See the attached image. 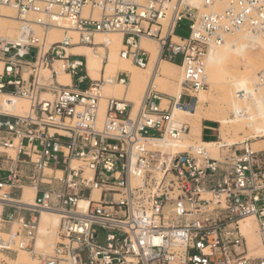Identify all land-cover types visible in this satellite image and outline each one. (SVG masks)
Listing matches in <instances>:
<instances>
[{
    "label": "built area",
    "instance_id": "obj_1",
    "mask_svg": "<svg viewBox=\"0 0 264 264\" xmlns=\"http://www.w3.org/2000/svg\"><path fill=\"white\" fill-rule=\"evenodd\" d=\"M202 6L200 12L182 0H0V12L11 8L22 21L15 39L0 37V96L28 102L23 115L0 112L1 255L23 252L36 264H264L241 228L254 218L264 251V148L216 142L217 158L198 144L173 149L190 132L173 111H192L207 88L209 49L241 33L264 38V0ZM29 14L42 17V33L63 20L81 45L119 33L118 56L139 69L150 59L140 41L153 40L160 61L180 67L179 96L150 88L134 115L131 103L107 97L100 117L102 87L127 88L128 73L91 80L83 57L67 53L70 39L46 45L25 24ZM184 20L188 36L180 37ZM60 74L68 85L58 82ZM263 85L258 72L256 91ZM259 97L264 102V92ZM27 188L31 203L23 202ZM43 212L59 217L50 252L37 247Z\"/></svg>",
    "mask_w": 264,
    "mask_h": 264
},
{
    "label": "bare ground",
    "instance_id": "obj_2",
    "mask_svg": "<svg viewBox=\"0 0 264 264\" xmlns=\"http://www.w3.org/2000/svg\"><path fill=\"white\" fill-rule=\"evenodd\" d=\"M180 1V0H179ZM184 3L198 9L200 12L205 9L202 6L203 0H182ZM224 7L222 4L218 9L221 10ZM42 17L35 14H29L24 17L25 24L34 30L42 39L46 42V45H51L55 43L62 42L66 39H70L72 44L71 47L67 48V53L75 56H82L86 59V71L88 76L93 81H98L102 79H110L114 77L118 71H125L129 74V85L125 88L126 96L140 97L143 93V98L147 91L151 88L157 92L177 98L181 92L180 80H181V70L176 64H171L168 62L160 61L159 59V46L153 40L141 39L140 47L146 50L150 54L149 63L146 69H139L134 67L128 60L122 59L118 56L119 49L121 48L122 35L119 33H113L108 35L96 34L94 39V46H86L78 43L77 34L72 31L71 27L68 26L63 20L59 23H50L49 27L44 29V39L42 37V28L38 24V20ZM22 21L16 17V13L11 8H3L0 12V37H7L11 40L15 39L18 30L20 28ZM166 29V22L164 21V31ZM175 39V36H174ZM254 50L255 54L258 53L259 56L264 57V38L255 36L250 33H241L232 37L225 39L221 46L211 47L208 51L206 58V84L210 85L208 90L201 91L197 98L199 102H205V98L208 97L212 88H214L216 83V78L225 77L226 74L232 70H238L240 65L243 64L245 72L247 73L245 78L252 84L255 88L257 72L256 60L257 56L252 57L251 51ZM105 60V61H104ZM256 61V62H255ZM261 62V61H260ZM59 62L56 63L58 65ZM259 69V68H258ZM180 71V75L176 78V71ZM260 70V69H259ZM43 74L48 76L47 71ZM179 74V72H178ZM215 76V77H213ZM264 76V73H263ZM58 82L63 85H68L70 83L69 77L65 74H60L58 76ZM230 85H226L224 90H228L229 94V104L228 109L231 111L233 118L222 117L215 120V122H220L222 125L228 127H235L236 130L252 133L251 139L253 140L249 143V147L252 150H259L264 148V131H259L264 123V102L261 99L260 107L255 110H248L237 103L234 99V92ZM124 88L121 85H104L102 87V99L99 104L100 117L103 116L105 112L106 98L113 97L118 100H124L129 102L133 106V115L139 110L140 103L136 105L134 102L128 101L125 98H119L121 90ZM258 95L264 92L263 88H258ZM109 95V96H108ZM7 99L0 96V112L11 114L12 116L23 115L28 111V102L22 99H12L9 103ZM103 104V106H102ZM166 101L163 100L162 105L164 106ZM201 107H197L192 111H181L177 108L173 111V119L177 121H184L190 127V132L188 135H192L195 138L200 136V115ZM217 143L220 147L227 145H241L247 140L245 137L239 138L237 141L234 140L232 143H227L220 140L217 136ZM210 146H203L209 150L210 155L213 158L219 156L218 144L215 141H209ZM201 146V145H200ZM190 144L181 142L174 146L176 151H184ZM32 193L27 188L24 190L23 202L31 203ZM59 222V217L54 213L43 212L40 218L41 233L46 238L47 244L51 243V238L54 237V232L48 231V228L53 229L57 227ZM242 231L245 235L247 245L249 249L255 251H261V246L259 239L256 234V224L254 218H246L241 223ZM40 233V230H39ZM46 244V243H45ZM42 240H39L37 246L43 248ZM8 264H23L20 259L11 260L5 257ZM3 260V259H2ZM1 261V259H0ZM32 261V260H31Z\"/></svg>",
    "mask_w": 264,
    "mask_h": 264
},
{
    "label": "rangeland",
    "instance_id": "obj_3",
    "mask_svg": "<svg viewBox=\"0 0 264 264\" xmlns=\"http://www.w3.org/2000/svg\"><path fill=\"white\" fill-rule=\"evenodd\" d=\"M188 24H189L188 21H185V20L180 22V24L176 30V35H178L180 37H187L188 36ZM44 36H45V34L43 32L42 33L43 39H44ZM3 37H5V36H3ZM174 40H176V39H174ZM249 51H251V54L253 53L252 57L256 58L258 53L255 54L254 52H256V51H254V50H249ZM257 58L258 59H255L257 62L256 61L255 62L257 65L256 70H258V71L257 72L255 71V76L257 75L258 72L264 73V57L263 56H259V57L257 56ZM83 59H84V61H86L85 57H83ZM177 62H180V57L177 58ZM178 72H179V74H178ZM246 74L247 73L245 72V68H244L243 64H241L237 71L232 70L231 72L226 74L225 77L216 78L215 76H213V77H215L214 79H216L217 85L211 89L208 97L205 98V102H203V103L199 102V100L197 98V104H196L195 108L201 107V111H200V115H199L200 131H201L202 121L206 120V121L216 123V132L217 133H212L210 131H206L205 136H204L205 141H202L200 136H199V138H195L192 135H187V137L184 138L183 142L188 143L191 146L196 145V144L201 145V146H210L209 144H211V143L206 142V141L217 142L218 141L217 136L220 137V140L227 142V143H232V141H234V140L237 141L242 136L245 137V139L248 141V143H251L253 141L251 139L252 133L242 132V131L236 130L235 127H228V126L222 125L220 122H215V120L220 119L222 117L233 118L231 111L228 109L229 94H228L227 89L224 90L226 85H230L229 88H231L234 92L235 101L237 103H240L244 107V109L247 108L248 110H255V109L260 107L261 99L258 95V92L254 88V86L252 84H250L247 81V79L245 78ZM179 75H180V71L177 70L176 71V78ZM86 85L87 84L79 85V88L84 89V88H86ZM208 87H210V85H207V88L205 89L206 91L208 90ZM126 91L127 90L125 88H122L121 94L119 95V98H125L126 100L134 102L136 105H138L140 103L141 99L143 98L144 93L140 97H135V96L132 97V96H126ZM240 93H242V95H247V96H242ZM102 106H103V104H102ZM261 128L262 129H260L259 131L260 132L264 131V123L261 126ZM263 136H264V133H263ZM241 147L242 146H237L238 149ZM254 222H255V220H254ZM255 224H256V222H255ZM50 230L52 232H56V228H54V231H53V229L48 228V231H50ZM256 234L258 237L257 226H256ZM39 236H40V238L38 239V241L42 240L43 244L46 243L45 245H43V250L50 252V250L54 244L55 238L54 237L51 238V243H52L51 245L47 244V242H50V241H47L46 238L42 235L41 225H40V235ZM258 239H259V237H258ZM38 241H37V243H38ZM103 241H104V232L100 231L99 243L102 244ZM38 248H40V247H38ZM254 252H255L254 255H261L264 253L262 248H261V251L258 252V251L254 250ZM86 256H87L86 251H83L81 253V258L83 261L86 260ZM0 259L1 260L3 259L5 261L1 264H8L6 258L1 254H0ZM8 259H10V258H8ZM15 259H17V260L20 259V262H22L23 264H36V262L34 260H32L27 254H25L23 252H19L17 254V256H14L13 258H11V260H15Z\"/></svg>",
    "mask_w": 264,
    "mask_h": 264
},
{
    "label": "crops",
    "instance_id": "obj_4",
    "mask_svg": "<svg viewBox=\"0 0 264 264\" xmlns=\"http://www.w3.org/2000/svg\"><path fill=\"white\" fill-rule=\"evenodd\" d=\"M129 76V74H128ZM206 131H210L212 133H216V123L214 122H210V121H202L201 123V131H200V137L202 139V141H205L204 140V136H205V133ZM206 142H209V141H206ZM4 257H7V258H13L14 256H17V255H13V254H4L3 255ZM5 262L4 260H1L0 264Z\"/></svg>",
    "mask_w": 264,
    "mask_h": 264
}]
</instances>
